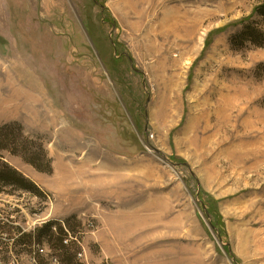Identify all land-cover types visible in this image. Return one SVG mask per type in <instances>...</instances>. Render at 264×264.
<instances>
[{
  "label": "rangeland",
  "instance_id": "rangeland-1",
  "mask_svg": "<svg viewBox=\"0 0 264 264\" xmlns=\"http://www.w3.org/2000/svg\"><path fill=\"white\" fill-rule=\"evenodd\" d=\"M262 4L0 0V264H264Z\"/></svg>",
  "mask_w": 264,
  "mask_h": 264
},
{
  "label": "trees",
  "instance_id": "trees-1",
  "mask_svg": "<svg viewBox=\"0 0 264 264\" xmlns=\"http://www.w3.org/2000/svg\"><path fill=\"white\" fill-rule=\"evenodd\" d=\"M257 13L264 16V4H262L261 6H259V8L257 9ZM256 31L257 33L261 34V30L258 31L256 29H253L251 23H247L244 27L243 33H251V35H253ZM8 128V125L3 126L0 129V132H3L4 136H2V133H0V192L2 191L3 187L5 188H12V189H22V190H28L32 193H40L41 190L40 188L29 178H27L24 174H22L21 172H19L18 170H16L14 167H12L11 165L7 164L3 158V150L6 149V147L8 146L7 141L8 140H12L11 138L14 136L13 132H7L6 130ZM4 139V140H2ZM52 227V223L47 224L46 226H44V231L45 229H49L50 234H49V240L52 241L54 239V234L51 230ZM61 233L62 235L60 236V247L59 249H61L62 253H68L69 252V247L66 245L69 241L66 240V238L68 239V233L64 232L63 229H61ZM64 241H66V244L64 243ZM75 256L72 257V259H69V263L68 264H73V262L75 261ZM67 259V258H66Z\"/></svg>",
  "mask_w": 264,
  "mask_h": 264
}]
</instances>
